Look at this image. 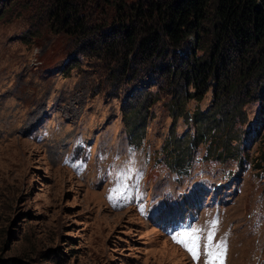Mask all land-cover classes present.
I'll return each mask as SVG.
<instances>
[{
  "label": "rangeland",
  "instance_id": "1",
  "mask_svg": "<svg viewBox=\"0 0 264 264\" xmlns=\"http://www.w3.org/2000/svg\"><path fill=\"white\" fill-rule=\"evenodd\" d=\"M104 4L81 0L82 25H100V12L111 11ZM52 6L0 0V262L207 264L212 233L215 264H264V74L246 79L233 121L240 159L204 158L207 141L183 176L167 166L163 145L173 132L195 133L183 113L219 107L213 88L189 98L192 85L169 80L172 56L151 58L153 68L131 56L136 65L116 72L103 44L79 50ZM176 98L185 102L177 116ZM135 106L142 121L132 130ZM189 215L198 219L186 230H200L198 260L174 242L181 233L166 236Z\"/></svg>",
  "mask_w": 264,
  "mask_h": 264
},
{
  "label": "trees",
  "instance_id": "2",
  "mask_svg": "<svg viewBox=\"0 0 264 264\" xmlns=\"http://www.w3.org/2000/svg\"><path fill=\"white\" fill-rule=\"evenodd\" d=\"M103 1L110 6V14L102 11L96 19L100 25L83 26L79 19L81 0H54V15H60L62 21L54 19L62 30L80 39L79 50L103 44V54L115 61V71L119 73L131 68V64L136 65L131 56L148 62L152 68L151 58L172 56L173 65L167 67V71L171 70L169 80L173 82L176 74L179 84L184 81V86L192 85L194 92L189 98L200 100L209 87L213 88L219 107L205 112L196 110L190 116L182 114L185 123L195 127V133L183 137L171 133L163 145L167 166L187 176L193 151L207 141L204 158L216 162L240 159L239 142L232 145L231 130L245 105L241 98L246 91V79L264 74V0ZM101 35L104 37L100 42L97 37ZM191 37V56L179 65L177 53ZM197 50L202 51V56L195 54ZM179 99L171 107L178 110V114L173 111L175 116L180 115L185 103ZM136 108L132 111V130L142 121ZM0 264L23 263L11 259Z\"/></svg>",
  "mask_w": 264,
  "mask_h": 264
},
{
  "label": "snow or ice",
  "instance_id": "3",
  "mask_svg": "<svg viewBox=\"0 0 264 264\" xmlns=\"http://www.w3.org/2000/svg\"><path fill=\"white\" fill-rule=\"evenodd\" d=\"M113 191H119V188L114 189ZM113 199L112 196H110V200ZM212 227H215V222H213ZM200 230L198 229H192L191 231H185L181 233L178 237L174 236L173 240L176 243H179L181 246L185 248L186 251H188L192 256L194 260L199 259L200 254ZM212 239L213 234L209 233L207 237V242L205 244V253L209 257L207 264H215L218 254L211 249L213 248L212 245ZM219 247V246H216Z\"/></svg>",
  "mask_w": 264,
  "mask_h": 264
}]
</instances>
